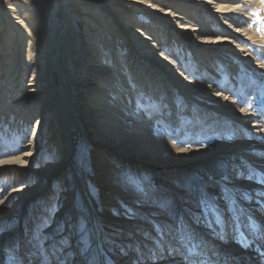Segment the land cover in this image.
<instances>
[{
    "label": "rangeland",
    "instance_id": "374dc122",
    "mask_svg": "<svg viewBox=\"0 0 264 264\" xmlns=\"http://www.w3.org/2000/svg\"><path fill=\"white\" fill-rule=\"evenodd\" d=\"M11 1L33 6L34 27L36 15L43 21L51 53L46 65L55 88L46 95L48 108L42 111L41 103L33 104L45 93L33 92L28 81L31 72L27 75L23 65L19 67L27 77L7 93L11 98H5L8 81L1 84L0 104L8 98L9 103L0 112V264H103L102 260L105 264H182L187 254L182 251L190 248V239L225 231L220 224L235 218V203L252 209L247 206L250 190L260 189L264 200V0H222L228 8L221 16L216 14L217 5L208 8L202 0H193L199 3L192 1L193 6L202 8L184 21L192 30L121 3L119 7L139 17L146 28L158 21L152 26L159 28L157 33L150 36L151 43L160 44L158 56L140 54L138 47L144 45L134 47L126 41L128 33L123 29L129 20L122 19L123 24L108 4L99 6H104L106 18L123 27V37L107 49L103 39L113 40L116 35L104 28L91 37L83 0H0V11ZM183 1L191 0L153 3L161 2L163 7ZM199 31L203 36H197ZM18 32L22 42L17 52L36 53L42 40L27 30L22 34L17 28ZM98 50L100 64L105 63L102 83L111 80L108 95L102 97L107 96L105 114L114 113L118 122L119 141L107 145H101L103 134L89 132L87 116L81 114L89 110L78 111L86 88L80 85L85 81H79L77 69L97 57ZM4 66L0 59L5 72ZM161 70L169 76L159 80L155 76ZM172 72L174 79H170ZM114 73L117 78L124 76L120 85L116 77H108ZM71 77L74 101L64 117H58L56 100L61 105L69 96L65 86ZM31 92L40 99L34 100L36 94ZM13 98L21 103L14 105ZM53 123L55 136L50 130ZM59 129L67 131L63 149L70 156L67 166L57 170L63 161L58 155ZM32 144L36 149L27 164L14 160L28 153ZM148 148L155 158L146 157ZM225 159L229 166L241 159L240 169L249 179L237 170L234 185L217 181L225 179L221 167ZM139 224L146 226L148 236L141 237L133 229ZM128 225L133 226L129 231ZM231 244L222 245L234 248ZM175 251L182 255L173 256ZM214 255L218 258L217 252Z\"/></svg>",
    "mask_w": 264,
    "mask_h": 264
},
{
    "label": "bare ground",
    "instance_id": "6f19581e",
    "mask_svg": "<svg viewBox=\"0 0 264 264\" xmlns=\"http://www.w3.org/2000/svg\"><path fill=\"white\" fill-rule=\"evenodd\" d=\"M83 1H84V5L86 6V12L84 14L87 16L86 17L87 25L85 27H89L91 29V33H92L91 37L97 36V34H98L97 31L101 32V33L103 31H105L104 28H106L108 31L111 30V32H113V34L116 35V36H114L113 40H110L108 38L103 39V42H102L103 48L105 47L108 49V47H110L111 44L113 47V43H116V39L119 38V36L123 37V35H122V28L123 27H121V25L114 22L113 19L109 20L108 18H106V12H105L106 10L103 9L104 6L100 7L99 3H102V5H106V4L110 5V8L117 11L116 13L119 16V18L121 19V21H122V19L124 20V23H126L125 21L129 20L126 23L127 24L126 26H128V27H124V29H123V30H126V32L128 33V34H126V41L130 42V40H131L130 43H131V45H134V47H136L137 44L140 46L144 45V47L142 46L141 49L138 47L140 54H143V53L146 54V51H147L149 55L155 54L156 56L159 55L158 52H159L160 44L157 42H155L156 44L151 43L152 38H150V36L152 33L154 34V32L157 33L159 28L155 29L152 26L154 25L156 27L158 21L154 19L153 20L154 23L152 24V26H150V24H148V28H146V27H144L145 26L144 23L140 24L142 21L140 20L139 17H137V16L135 17V15L130 16L129 13L124 12L119 7V5L121 3L122 4H129L130 7L132 8V10H134V11L135 10L138 11L139 8H144V10H147L149 12H153L154 15H159L161 18H168L173 24L175 23V26H179V24H180L181 25L180 27L185 29V30H187V29L192 30L193 29V28H190V26L188 28L186 27L189 24V23L186 24L187 23L186 18L191 16L193 14V12L198 11L199 9L202 8V6H199V7L193 6V4H192L193 0H191L190 2L189 1H183V2H180L178 4H167V5H164L163 7H159V3H161L162 1L165 2L166 0H161V2H158V3L157 2L153 3V0H83ZM202 1L205 2V5H203V6H206L208 8L212 4L217 5L218 8L215 11H216V14L219 13L220 16H221V13L226 12L225 10H226V8H228L225 5H223L222 0H202ZM244 1L247 2V0H244ZM194 3H196V2H194ZM196 4H199V3H196ZM33 9H34L33 6H31L30 4L27 5L25 2L11 1L9 6L6 9L1 10L3 13L0 11V59H2V61L5 62L4 67L6 68V71L4 72L2 67H0V74H1L0 75V95L2 92V88H3L1 86L2 81H4L5 79L8 81V89H7L6 97H5V98H7V97H9V95L11 93H13L12 91H14V89H15V84L20 82V80H24L27 77L24 75L25 72L21 71L22 68L20 69V67H19V65H23L22 70L28 71V73L26 72L27 75L29 74V72H31V74L28 78V81L30 82L29 86H31V88H33V92L35 91L37 93H39V92L45 93L44 98L40 99L36 93L31 92V94H36V95H34V97H35L34 100L40 99L39 102L38 101L34 102L33 106L35 107V105L41 103L42 111H43L44 108H48V103H47L48 102V100H47L48 96H46V95L50 92L52 93L55 87H54V84L51 82L50 75H49L50 70L46 65V63L50 59L51 53L49 51L50 48L47 47L46 38L44 37L45 32L43 31V28H42L43 27V23H42L43 21H41V18L38 17V15H36V12H34L36 17H37L36 18V22H37L36 25L37 26H35V27L33 26V23L35 22V21L33 22V19L31 17V16H33L32 15ZM203 9H205V7H203ZM7 15H8V18H7ZM5 16H6V18H5ZM192 16H194V15H192ZM122 23H123V21H122ZM17 28L18 29L21 28L22 34H25V32L27 30L29 33H34L37 40H42V41H40V43H38V45H40V47L36 53H34L33 55H30V54L26 55V54H21L23 52H20V54L17 52V48L19 47V44L22 42V37L19 38L20 32H18V34H17ZM37 28H39L38 31H36ZM28 32H27V34H28ZM37 32L39 35H37ZM210 32H213V31L211 30ZM15 34L17 35L16 37H15ZM28 35H30V34H28ZM133 35H135V36L133 37ZM10 36H11V38H9ZM38 36H41V37H38ZM100 36L103 37L104 35L102 34ZM197 36H199V37L203 36V32L199 31V35H197ZM43 37L45 39H43ZM128 37H131V38L129 39ZM141 37H143V38L141 39ZM98 39L99 38H97V37L95 38L96 44L98 42ZM26 41H28V40H26ZM93 45H94V41H93V43H90L89 46L86 44V47L89 48ZM91 50H93V49H91ZM101 50H104V49H101ZM101 50L97 51V53H98L97 57L92 56V58L89 59L88 62H86L82 67H79L80 69H77V70H80V74L82 77V80H79V81H85V84H83L81 82L80 85L85 86V88H86L83 92L84 93V98H83L84 103H82V107L80 109H78V111L81 112V109L83 110L85 108L89 110V111L81 113L82 115L87 116V120H88L87 124H88V126H90L89 132L92 134H101V135L103 134L102 135L103 136V139H102L103 143H101V145H107L108 142H110V141H113V140L119 141V139H118L119 135L117 133V129H118L117 123L118 122H116L114 120L116 115L114 113H111V114L109 113L108 116H106V114H105V113H107L106 110H108V108H106V102H105L107 99V96H104V99L102 97L104 94L108 95L109 82L111 80L109 81V79H106V81H104L102 83V81L105 79V73H103L105 71V70L103 71V69L105 67V65H104L105 63L104 64L101 63L102 64L101 65L100 62H102V61H99V59L101 58L99 56V52L102 54ZM141 50H143V51H141ZM5 51H7L8 54H7V52L5 53ZM91 52L94 54L95 50H93ZM27 57H28V59H27ZM68 59H69L68 61L71 62V59L70 58H68ZM19 60H20V63H19ZM22 60H23V62H22ZM166 62L168 65L170 64V61L166 60ZM172 67L169 65L168 68L171 70L174 68V67L173 68ZM71 69L72 68L70 67V70ZM75 70H74V72H75ZM174 70L175 69H173V71ZM71 72H73V70H71ZM165 72H167V71L161 70L159 75L155 76V77H158V78H160L159 80H162L164 77L169 76V73L166 74ZM2 73H3V75H2ZM173 73L174 72H172L170 79L175 78V76H173ZM71 74H72V76H74L73 73H71ZM155 74H157V73H155ZM161 74H164V75H161ZM175 74H177L178 76L182 75V73L178 72V71L175 72ZM90 75H92V76H90ZM108 77H111V79L116 77L119 85L121 82H123L121 78H124V76H120L119 78H117L118 77L117 73H114L113 75L108 76ZM99 82L102 83L101 89L98 88ZM119 85L117 86L118 87V89H117L118 93H119V90H121V87ZM77 86H79V85L77 84ZM65 88L68 89L69 96H67L66 100H62V103H61L62 106L59 104V102H57V100H56V104H55L59 110L58 111V117H62V118L64 117V114L68 112L67 111L68 110V104H71L74 101L73 100L74 96L71 92V88L73 89L72 77L70 79H68L67 86H65ZM7 93H10V94L7 95ZM9 98H11V96ZM8 99H4V102H3L4 105L6 103H9ZM52 99L54 100V99H56V97L52 96ZM11 100H13L14 105L20 101L17 98H15V99L13 98ZM19 103H21V102H19ZM226 103L229 104V102H226ZM4 105L0 104V112H4V107H5ZM22 106L24 107L25 105H22ZM229 106H231V105H229ZM30 113L31 112L29 110V114ZM55 115H56V113H55ZM82 115H81V117H82ZM45 117H46V115L44 116V114H43V116H41L40 118L44 119ZM40 118H38L37 120L40 121L41 120ZM101 124H106V125L102 126V129H101ZM38 126H36L34 128L36 133H38V131H39L40 126L39 127ZM255 126H256V124H255ZM56 127L57 126L55 125V123H53L50 126L51 133L54 134V136H55V133H53V132H55ZM99 127H100V129H99ZM66 132L67 131L64 130L63 133H61V129H59V131H58L59 135L57 137H58V139L60 138V142H61L60 146L62 147V148H59L58 155L60 156L59 159L60 160L63 159V161H61V163L58 164V166L56 167L57 170L62 169L63 167L67 166V163H66L67 159L69 161L68 156H70V151L63 149L64 142H65L64 138H65ZM99 144H100V142H97V145H99ZM35 149H36V147L34 146V144H32L31 149L28 153H23V154L17 156V158H15L14 160L16 161V159H18L22 164H27L28 160H30L32 157V152ZM150 152H151L150 148H148L147 151H145L146 157L148 156V157L155 158V156ZM98 156H101V155H98ZM10 161H13V160H10ZM258 161L259 160H257V162ZM233 170L234 169L231 170L230 168H228V171H229L228 173L231 174L233 172ZM233 174H234V172H233ZM234 183H236V182H234ZM250 191L253 192V193H248L250 199L251 198H258V200H254V201H256L257 204L255 202H250V204H247V206H251L252 209H249L248 207L245 206V203H241V202L235 203L236 205H234V206H236L238 209H243V207L245 206V208L243 209L244 215L253 216V215H256L253 213L257 212V210H259V211L261 209L264 210V208H262V206H264V201L261 199L259 200L258 192L261 191L260 189L259 190L258 189L257 190H250ZM247 192H249V190ZM1 205L2 204L0 203V206ZM235 209H233V210L235 211ZM235 215H236V211H235ZM256 218L258 219V221L261 222V224L264 228V218H262L260 215H258ZM234 219H235V222L233 225V231L235 234L233 233L232 230H230L228 232L227 229H225L226 226H229V224H228L229 220L223 221L224 224L222 225L221 229L225 230L223 233H226V234H224V237H225V235H226V237L224 238V240H222V241L220 240V242L213 241L214 240L213 236L211 237V240H209L208 237H206V236L201 237V239H199L200 238L199 236L197 238L190 239V241L187 242L188 243L187 245L190 246V248L188 250H185V251L183 249H181V251L183 250L182 252L188 253V254L184 255V257L182 258L183 262H184L182 264H186V263L187 264H203V262H205L204 264H243V259H248L247 258L248 253L252 257L251 253H253V251L250 250V252H249V249H252V248H248V246L257 237H253V239L251 240V238L247 237V235L249 236L251 234V231L254 229L253 222L251 220L248 221L247 218H243V220H242V222L244 223L243 224V223L239 222L237 216H235ZM131 227H133V226L131 225ZM131 227H129V225H128V226H126L125 230H128ZM192 227L194 228V226H192ZM192 227H191V229H192ZM133 229L139 230L141 237H142V234L145 237L148 236L147 234L149 233V230L146 229V226H144V225L139 224V225H137V228L135 227ZM7 235H9V233ZM227 242H229V244H231V242H232L231 245H233L235 243V245H233L234 248L230 249L227 246L222 245L223 243L226 244ZM199 243H200V245L201 244L202 245L197 248V244H199ZM211 243H212V245H211ZM203 244H205V245H203ZM236 245H238L241 252H239V253L237 252L239 250H238ZM192 246L194 247L193 250H192ZM139 248H141L140 252H142L144 249L143 246H140ZM185 249H186V247H185ZM200 249H202V251H200ZM216 252H217L218 258H215L216 256L214 255ZM175 255H182V253L180 254L179 252L175 251V254H173V256H175ZM135 256H136V254H135ZM185 256H187V257H185ZM191 256L192 257L195 256V258L194 257H193L194 259L188 258ZM142 258H144V257L142 256ZM142 258H140L138 260L142 261L143 260ZM233 258H235V260L237 259L238 261H236V262L233 261ZM104 261L102 260L103 264H105ZM201 261H203V262H201ZM250 264H260L259 257L257 256V257L252 258Z\"/></svg>",
    "mask_w": 264,
    "mask_h": 264
},
{
    "label": "trees",
    "instance_id": "16d2710c",
    "mask_svg": "<svg viewBox=\"0 0 264 264\" xmlns=\"http://www.w3.org/2000/svg\"><path fill=\"white\" fill-rule=\"evenodd\" d=\"M112 247V246H111Z\"/></svg>",
    "mask_w": 264,
    "mask_h": 264
}]
</instances>
